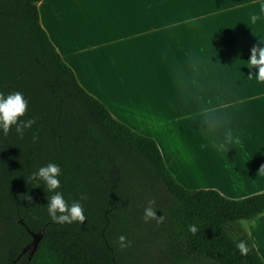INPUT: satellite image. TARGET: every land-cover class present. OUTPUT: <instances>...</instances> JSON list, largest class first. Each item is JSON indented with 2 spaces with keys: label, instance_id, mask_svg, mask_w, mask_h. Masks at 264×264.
<instances>
[{
  "label": "trees",
  "instance_id": "obj_1",
  "mask_svg": "<svg viewBox=\"0 0 264 264\" xmlns=\"http://www.w3.org/2000/svg\"><path fill=\"white\" fill-rule=\"evenodd\" d=\"M39 1L0 0V93H23L22 119L35 121L23 135L15 126L0 130V264H125L128 246L120 248L118 237L138 247L151 230L173 264H264L241 224L264 212V191L235 199L183 187L155 139L80 85L40 23ZM48 162L60 164L57 191L69 204L79 201L83 224L49 217L53 193L32 176ZM150 200L162 222L145 221ZM28 230H42L31 255L22 253Z\"/></svg>",
  "mask_w": 264,
  "mask_h": 264
},
{
  "label": "crops",
  "instance_id": "obj_2",
  "mask_svg": "<svg viewBox=\"0 0 264 264\" xmlns=\"http://www.w3.org/2000/svg\"><path fill=\"white\" fill-rule=\"evenodd\" d=\"M264 0H40V23L80 85L157 142L186 189L264 191ZM257 19L253 20L252 17ZM231 131L233 140L225 144ZM264 262V212L243 220Z\"/></svg>",
  "mask_w": 264,
  "mask_h": 264
},
{
  "label": "clouds",
  "instance_id": "obj_3",
  "mask_svg": "<svg viewBox=\"0 0 264 264\" xmlns=\"http://www.w3.org/2000/svg\"><path fill=\"white\" fill-rule=\"evenodd\" d=\"M261 13H264V3L260 5ZM253 20L257 19L256 16L252 17ZM261 44H264V39L260 40ZM246 63L242 64L247 66L250 70L255 68V73L249 72V77L255 76L257 82L264 83V46H253L250 49V56L246 59ZM28 99L25 98L23 93L19 91L11 92L8 94L0 93V130L7 133L13 126L17 133L23 135L26 128L32 126L35 121L33 119L24 120L22 117L28 110ZM232 133L229 130L225 135V142L218 145V149H224L226 143L232 142ZM61 166L58 163L48 162L37 169L32 174L34 179L42 180L47 191L53 193L50 197H47V212L49 217L57 223L79 222L84 223L86 217L84 215L83 208L79 201H74L71 204L67 202L64 194L57 189L60 188ZM39 185V184H37ZM31 200V196L25 197ZM85 195L81 194V199H85ZM154 201H149L148 206L144 208V219L156 220L158 223L164 220V215L157 216L156 208L152 207ZM188 230L195 234L197 231L196 225H189ZM119 247L125 248L130 245V242L126 240V237L121 235L118 237ZM236 247L240 250L241 254L247 252V248L243 241L239 242Z\"/></svg>",
  "mask_w": 264,
  "mask_h": 264
},
{
  "label": "rangeland",
  "instance_id": "obj_4",
  "mask_svg": "<svg viewBox=\"0 0 264 264\" xmlns=\"http://www.w3.org/2000/svg\"><path fill=\"white\" fill-rule=\"evenodd\" d=\"M154 232V230L146 232L144 236L147 241L138 247L128 246L125 264H173L168 256L159 253L158 248L161 241L160 239H151L156 237Z\"/></svg>",
  "mask_w": 264,
  "mask_h": 264
},
{
  "label": "water",
  "instance_id": "obj_5",
  "mask_svg": "<svg viewBox=\"0 0 264 264\" xmlns=\"http://www.w3.org/2000/svg\"><path fill=\"white\" fill-rule=\"evenodd\" d=\"M28 232L32 235V240L29 244H27L22 249V253L27 251L29 253V255H31L34 252V250L36 249V246L41 239L42 230H39L37 232H33V231L28 230Z\"/></svg>",
  "mask_w": 264,
  "mask_h": 264
}]
</instances>
